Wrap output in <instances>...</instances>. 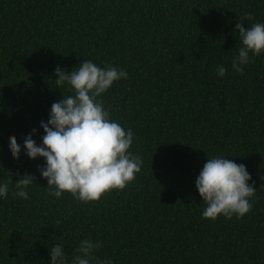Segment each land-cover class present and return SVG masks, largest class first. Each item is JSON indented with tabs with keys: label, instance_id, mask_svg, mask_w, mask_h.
<instances>
[{
	"label": "trees",
	"instance_id": "16d2710c",
	"mask_svg": "<svg viewBox=\"0 0 264 264\" xmlns=\"http://www.w3.org/2000/svg\"><path fill=\"white\" fill-rule=\"evenodd\" d=\"M245 13L243 27L264 23V0H0V181L35 177L28 199L10 185L0 200V264H47L51 245L71 256L85 237L113 264H264V52L231 69ZM85 60L127 72L99 99L142 160L124 189L87 203L51 197L43 158L22 147L32 129L41 143L40 121L70 94L54 69ZM221 155L256 190L239 219L201 217L195 178Z\"/></svg>",
	"mask_w": 264,
	"mask_h": 264
},
{
	"label": "clouds",
	"instance_id": "9594fccd",
	"mask_svg": "<svg viewBox=\"0 0 264 264\" xmlns=\"http://www.w3.org/2000/svg\"><path fill=\"white\" fill-rule=\"evenodd\" d=\"M252 17L245 13L235 23L240 46L231 61V69L241 73L252 56L264 52V23L253 22L247 28L242 21ZM216 76L223 78L226 68L217 65ZM54 84L60 88L67 86L70 94L51 104L47 121L41 120L43 130L41 143L32 138V129L23 141L24 155L29 159L43 158L44 164L38 168L41 178L46 179L48 194L60 198L69 193L83 203L96 201L113 189L121 190L131 182L141 170L142 160L129 152L133 143V132L125 130L121 124L110 119V113L103 106L101 94L106 93L115 81L127 78V72L107 65L99 67L92 60L64 71L59 66L54 69ZM8 151L18 159L21 144L9 139ZM35 177L25 174L15 183L11 177L0 181V200L11 195L28 199V189ZM251 179L244 164H237L225 156L208 157L195 178V188L206 207L202 218L216 219L223 215L226 219L243 217L252 208L251 198L254 187L247 183ZM102 242L90 237L80 239L69 256L62 244L50 246L47 264H113L110 257L100 258L96 253Z\"/></svg>",
	"mask_w": 264,
	"mask_h": 264
}]
</instances>
